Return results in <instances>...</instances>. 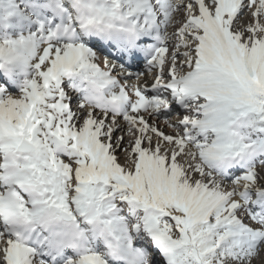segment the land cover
Masks as SVG:
<instances>
[{
	"label": "snow or ice",
	"instance_id": "1",
	"mask_svg": "<svg viewBox=\"0 0 264 264\" xmlns=\"http://www.w3.org/2000/svg\"><path fill=\"white\" fill-rule=\"evenodd\" d=\"M0 264H264V0H0Z\"/></svg>",
	"mask_w": 264,
	"mask_h": 264
}]
</instances>
